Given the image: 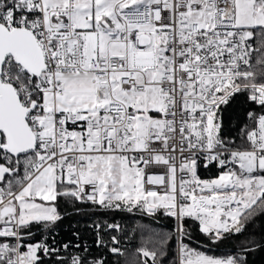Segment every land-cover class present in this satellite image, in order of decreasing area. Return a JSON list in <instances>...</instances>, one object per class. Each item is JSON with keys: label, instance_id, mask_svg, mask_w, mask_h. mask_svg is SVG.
<instances>
[{"label": "snow or ice", "instance_id": "snow-or-ice-1", "mask_svg": "<svg viewBox=\"0 0 264 264\" xmlns=\"http://www.w3.org/2000/svg\"><path fill=\"white\" fill-rule=\"evenodd\" d=\"M62 197L173 218L178 264H245L187 222L217 244L264 213V0H0V264H104L29 239ZM168 239L145 226L130 264Z\"/></svg>", "mask_w": 264, "mask_h": 264}, {"label": "trees", "instance_id": "trees-1", "mask_svg": "<svg viewBox=\"0 0 264 264\" xmlns=\"http://www.w3.org/2000/svg\"><path fill=\"white\" fill-rule=\"evenodd\" d=\"M241 105L233 106V111L225 114V123L231 128L235 121H229L233 112H238ZM217 170L200 168L202 178H211ZM59 211L62 219L49 230L33 226L32 241L44 240L53 247L61 249L59 255L70 257L73 254L85 256L90 262L103 260L104 264H130L136 250L143 243L145 226L155 237H169L167 254L161 258V264H173L175 256L174 222L170 217L158 214L148 217L139 212L133 213L104 210L97 205L77 203L71 198H60ZM109 224H119V230L108 228ZM191 239L187 242L196 250H203L213 256L242 255L245 264H264V213L258 212L246 225V230L238 236H232L220 243L213 244L187 222ZM99 226V228L97 227ZM112 237L119 240L118 245L112 244ZM102 239L103 244L97 241ZM68 250H63V245ZM77 245L79 247H77ZM120 247L124 255H116L111 247ZM250 248V251L245 249ZM52 257H45L46 264H58Z\"/></svg>", "mask_w": 264, "mask_h": 264}, {"label": "built area", "instance_id": "built-area-1", "mask_svg": "<svg viewBox=\"0 0 264 264\" xmlns=\"http://www.w3.org/2000/svg\"><path fill=\"white\" fill-rule=\"evenodd\" d=\"M201 168H203V167H201ZM77 203H81V202H77ZM83 203H87V204H91L90 202H83ZM93 205V204H92ZM98 206V205H97ZM172 220H173V222H174V229H175V227H176V221L173 219V218H171ZM192 222V221H191ZM192 223H194V222H192ZM189 246H190V244H189ZM177 247H178V244H177V238H176V235H175V256H174V263L173 264H178V262H177ZM191 247V246H190ZM199 251H201V252H204L206 255H210V256H213V255H211V254H209V253H207V252H205V251H203V250H199ZM214 257H217V258H224V257H226V256H214Z\"/></svg>", "mask_w": 264, "mask_h": 264}]
</instances>
